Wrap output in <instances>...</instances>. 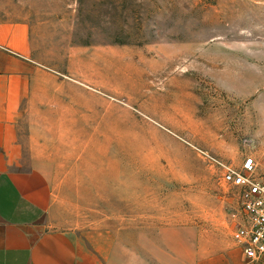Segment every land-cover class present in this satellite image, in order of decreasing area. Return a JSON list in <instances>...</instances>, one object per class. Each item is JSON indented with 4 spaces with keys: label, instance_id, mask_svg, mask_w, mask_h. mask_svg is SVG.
Here are the masks:
<instances>
[{
    "label": "rangeland",
    "instance_id": "374dc122",
    "mask_svg": "<svg viewBox=\"0 0 264 264\" xmlns=\"http://www.w3.org/2000/svg\"><path fill=\"white\" fill-rule=\"evenodd\" d=\"M0 7L29 23L37 59L69 83L34 150L58 225H179L195 232L197 258L233 242L238 201L223 166L248 157L264 172V81L232 75L264 49V0Z\"/></svg>",
    "mask_w": 264,
    "mask_h": 264
},
{
    "label": "crops",
    "instance_id": "0c3cea01",
    "mask_svg": "<svg viewBox=\"0 0 264 264\" xmlns=\"http://www.w3.org/2000/svg\"><path fill=\"white\" fill-rule=\"evenodd\" d=\"M34 51L29 23L0 7V264H264L248 261L234 241L197 258L195 232L179 225L115 218L60 227L34 150L41 118L59 115L69 83ZM253 56L232 76L263 82L264 49Z\"/></svg>",
    "mask_w": 264,
    "mask_h": 264
},
{
    "label": "built area",
    "instance_id": "2783aa9c",
    "mask_svg": "<svg viewBox=\"0 0 264 264\" xmlns=\"http://www.w3.org/2000/svg\"><path fill=\"white\" fill-rule=\"evenodd\" d=\"M223 181L236 189L238 212L231 226V238L248 261L264 257V172L251 158L242 165L223 166Z\"/></svg>",
    "mask_w": 264,
    "mask_h": 264
}]
</instances>
